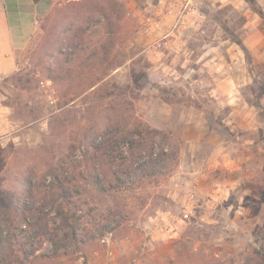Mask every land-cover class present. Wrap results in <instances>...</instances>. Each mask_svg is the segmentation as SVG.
<instances>
[{"label": "rangeland", "instance_id": "374dc122", "mask_svg": "<svg viewBox=\"0 0 264 264\" xmlns=\"http://www.w3.org/2000/svg\"><path fill=\"white\" fill-rule=\"evenodd\" d=\"M254 1L135 0L136 12L97 0L31 35L22 3L17 69L0 75V204L21 176L66 161L85 239L58 257L46 241L36 264H263L264 0ZM61 23L73 30L58 40ZM114 126L165 132L152 151L175 148L178 163L129 189L109 188L102 163L99 193L87 147Z\"/></svg>", "mask_w": 264, "mask_h": 264}, {"label": "trees", "instance_id": "16d2710c", "mask_svg": "<svg viewBox=\"0 0 264 264\" xmlns=\"http://www.w3.org/2000/svg\"><path fill=\"white\" fill-rule=\"evenodd\" d=\"M249 1L256 6L254 0ZM89 5L92 8L96 3ZM255 12L264 18L261 10ZM69 26L65 34L73 30ZM60 28L61 25L56 26L58 32L51 33L58 40L62 37ZM123 132L118 126L111 127L100 140L91 139L87 147L86 158L92 162L94 171L88 181L99 193L109 188H132L139 182L165 173L172 164L178 163L179 155L175 148L159 156L152 151L160 142L171 140L165 132L150 127ZM121 143L129 146L127 151L121 148ZM105 162L112 174L109 188L107 175L98 169ZM73 178L68 175L67 162L64 161L49 167L37 178L21 176L16 181L15 197L0 204V264H36L38 253L46 241L53 246L52 257L72 251L84 242L81 233L83 217L73 201L78 192ZM113 231L107 225L101 228L103 234ZM256 240L261 250H256L254 255L264 264V234Z\"/></svg>", "mask_w": 264, "mask_h": 264}, {"label": "crops", "instance_id": "0c3cea01", "mask_svg": "<svg viewBox=\"0 0 264 264\" xmlns=\"http://www.w3.org/2000/svg\"><path fill=\"white\" fill-rule=\"evenodd\" d=\"M151 0H145L146 3H150ZM97 0H11L12 7L8 8V2L6 0L0 1V75L14 72L17 69L16 58L13 57V52L19 51V48H15L18 44L16 43V37L24 36L27 34L25 27L27 20L29 21L28 15L23 16L22 3L26 4L27 7L32 9L31 16L35 14L33 20L36 26L34 31L29 32L30 35L39 31L40 21L45 18L47 21L55 18L53 15L57 12V21H68L73 17H76L79 12L91 11L89 4H95ZM120 3H125L131 10L136 11L135 0H118ZM13 11V12H12ZM52 13V14H51ZM61 14V15H60ZM50 15L52 17H50ZM13 16V19H12ZM61 18V19H59ZM62 32L64 35L67 29V23H61ZM72 26V25H71ZM43 29V28H42ZM41 32V31H40ZM152 34L147 29L138 31V35L145 36ZM163 35V38L171 35V31L165 33H156ZM27 36V35H26ZM21 39V38H20ZM24 40V39H23ZM1 101V100H0ZM1 105V102H0ZM5 108H0V112L4 113Z\"/></svg>", "mask_w": 264, "mask_h": 264}]
</instances>
